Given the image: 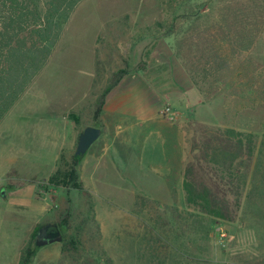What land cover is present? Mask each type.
Here are the masks:
<instances>
[{
  "label": "rangeland",
  "instance_id": "obj_1",
  "mask_svg": "<svg viewBox=\"0 0 264 264\" xmlns=\"http://www.w3.org/2000/svg\"><path fill=\"white\" fill-rule=\"evenodd\" d=\"M179 1L173 4L182 12L194 2L208 0H184L181 6ZM212 3L201 8L203 17L196 25L188 19L179 21L182 36L158 33L122 47L131 59V70L108 97L121 101L119 108L135 123L154 113L181 125L180 139L175 135L173 142L187 153L191 120L264 132V0ZM171 4V0L79 3L44 68L0 121V184H13L7 188V204H1L0 197V207L8 211L0 212L2 245H25L36 227L27 229L34 220L55 219L53 207L62 190L48 186L49 178L62 153L76 151L81 132L89 125H101V119L92 120L89 109L94 101L98 37L125 14L130 15L133 33L153 25L168 17ZM176 37L183 38L181 57ZM215 58H225L228 70L218 71ZM187 64L198 69L203 91L193 82ZM166 105L172 118L161 112ZM127 124L122 123L120 136L107 152L99 151L101 136L81 160L90 168L91 178L86 174L83 178L96 201L105 250L116 264H139L144 240L136 234L143 227L133 210L136 196L131 191L150 199L169 197V183L160 175L167 172L161 167L165 159L161 160V152L166 154L173 142L172 135L164 133L162 144V138L152 133L155 123L138 121L130 129ZM11 170L17 176H10ZM177 187L180 193L172 202L182 206V184ZM254 226L219 223L203 252L185 236V245L158 246L157 253L166 256V264H243L244 254L258 245ZM60 256V241H49L33 264H57Z\"/></svg>",
  "mask_w": 264,
  "mask_h": 264
},
{
  "label": "trees",
  "instance_id": "obj_2",
  "mask_svg": "<svg viewBox=\"0 0 264 264\" xmlns=\"http://www.w3.org/2000/svg\"><path fill=\"white\" fill-rule=\"evenodd\" d=\"M81 1L0 0V121L44 68ZM212 1L190 3L180 12L173 4L176 0H171L172 10L166 19L139 27L135 33L129 14L108 25L97 39L94 101L89 107L94 122L100 121L110 92L130 73L131 59L122 47L128 43L134 46L158 33L182 36L183 26L177 31L179 21L188 19L196 25L203 17L201 8L211 6ZM181 2L184 0L179 1L180 6ZM182 42L183 38L176 37L180 57ZM214 62L218 71L228 70L225 58H215ZM187 66L193 82L202 90L198 69ZM229 86L233 88L235 83ZM187 128L189 151L179 171L183 205L142 194L134 200L133 210L143 227L136 236L144 240L137 261L166 264V256L157 253L158 246L185 245V236L203 252L216 225L241 221L247 226L257 225L258 238V245L244 254L243 264H264V132L203 120H191ZM9 175L17 173L11 170ZM48 186L62 190L53 207L55 219L36 225L21 250L19 264H33L48 243L40 241L37 232L50 222L57 223L62 232L57 264H116L102 243L96 201L82 178L81 155L64 151ZM177 186H170L174 198L180 193Z\"/></svg>",
  "mask_w": 264,
  "mask_h": 264
},
{
  "label": "crops",
  "instance_id": "obj_3",
  "mask_svg": "<svg viewBox=\"0 0 264 264\" xmlns=\"http://www.w3.org/2000/svg\"><path fill=\"white\" fill-rule=\"evenodd\" d=\"M109 95H108V97H109ZM108 97L106 100L104 111H103L102 116H101V125L97 126V127H100L102 130V133L99 137L104 136V138L101 142V145L99 147L100 152H102V153L107 152L108 149L110 148V146L115 144V141L120 136V133H121L120 128L122 127V123H128L127 124L128 129L132 128L134 125H137L138 121L140 122V124L147 123V122H151V124L155 123V125H154L155 130L152 133L154 135L156 133L157 137L162 138V141H163L162 144L164 143V140L166 138L164 133H167V134L169 133V135H172V136H170V138L172 139V142H173V136L175 137V135H176L177 140L180 139V133L182 132L181 131L182 130L181 125L170 124L166 120L158 117V115L154 114V113L150 114L145 119L137 120V122L135 123V120L133 121L132 116L126 114V112H124V110L119 108V104L121 101L115 100V99H113V100L108 99ZM156 125H157V127H156ZM93 126H96V125H93ZM139 126H141V125H139ZM150 131H151V129H150ZM172 147L173 148H171L169 151L168 150L166 151V154H165L164 150L161 152L163 154V157L161 160H163L165 157L164 163L161 167L162 168L164 167L166 169L165 170V171H167L166 174L165 173H161V174L158 173L166 179L167 183H169L170 186L172 184L173 185H181L182 184L183 178H182L181 173L179 171H180V169H182V164H183V162L186 161L187 155H188V153L186 151H182L178 147V142H175V144L173 142ZM117 151L118 150L116 149L115 152H117ZM158 164L160 165L162 163H158ZM89 169L90 168H89L88 162L83 161L82 162V178H83V174H86V176L88 175V177L91 178L90 174H88ZM83 180H84V178H83ZM84 183H85V180H84ZM85 185H86V183H85ZM169 185H168V187H169L168 190L170 192L169 197L164 198L163 196H161V197L158 196V198H155L156 200L164 201V202H171L174 199ZM12 186H13V184H9V183L8 184H6V183L0 184V197L3 198L1 200H4L3 202H1V204H7V200H8L7 194H6V192L8 191L7 188H11ZM131 192L135 196L137 194H141V193H137L134 190ZM0 212L6 214L8 211L6 209L0 207ZM38 215H39V212L37 213L36 217ZM34 222L35 223H33V225L28 226V228H27L28 231L30 228H32V230H33V226L37 225L38 220H34ZM1 236H2V238L4 237L3 234H1ZM23 246L24 245H2L0 243V264H19L20 263V257H21V250H22Z\"/></svg>",
  "mask_w": 264,
  "mask_h": 264
},
{
  "label": "water",
  "instance_id": "obj_4",
  "mask_svg": "<svg viewBox=\"0 0 264 264\" xmlns=\"http://www.w3.org/2000/svg\"><path fill=\"white\" fill-rule=\"evenodd\" d=\"M100 127L89 125L80 134L76 154H84L101 135ZM61 229L57 223H46L37 232V237L42 242H49L61 237Z\"/></svg>",
  "mask_w": 264,
  "mask_h": 264
},
{
  "label": "built area",
  "instance_id": "obj_5",
  "mask_svg": "<svg viewBox=\"0 0 264 264\" xmlns=\"http://www.w3.org/2000/svg\"><path fill=\"white\" fill-rule=\"evenodd\" d=\"M163 115H167L169 117H173V111L171 110V107L169 105H166L162 110H161Z\"/></svg>",
  "mask_w": 264,
  "mask_h": 264
}]
</instances>
